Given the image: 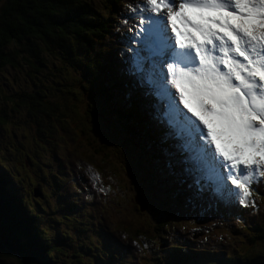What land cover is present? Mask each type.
I'll list each match as a JSON object with an SVG mask.
<instances>
[{"label": "rangeland", "instance_id": "1", "mask_svg": "<svg viewBox=\"0 0 264 264\" xmlns=\"http://www.w3.org/2000/svg\"><path fill=\"white\" fill-rule=\"evenodd\" d=\"M2 2L3 0H0V4ZM83 3L90 8L99 9L100 7L99 0H83ZM136 3L141 5L139 0ZM166 9L171 11L167 7ZM45 62L46 64L37 72L18 67L16 70L9 66H5L0 72V117L3 119L0 124V164L9 175V186L27 199L29 203L24 200L29 208L35 205L39 209L46 208L42 215L44 219L54 216L65 217L66 214L59 215V213L65 211L67 201L69 203L76 199L82 200L79 189L84 183L75 174L83 175L84 163L88 161L80 155L79 149L84 150L94 159L100 156L101 161L97 160V162L100 165L103 164L105 177L111 176L110 186L106 189V198L109 203L103 194L100 202H104V205H99L95 200V204L91 203L87 206L89 213L81 217L84 219H80L83 226L87 228L86 234L82 237L91 239L93 245L97 244L94 240H98L96 230L101 226L100 223L120 238L117 228L121 227L118 223L121 220L116 214L124 218L128 215V220H126L128 226L147 227L148 238L143 246L146 255L151 249L152 241L157 245L165 241L167 245L176 246V241L182 239L181 235L188 236L187 232L191 231L192 225L206 230L207 225L220 215L222 207L229 210L236 207L235 200L226 201L219 198L213 191L214 185H211L210 189L201 186L203 193L196 196L195 202L190 205L184 198V194L192 193V186L188 184L192 178H201L198 171L202 169L191 148H188L187 155L190 160L195 159V166H198V169L193 167V173L187 170L180 174L191 177L187 181V187L181 183L179 174H170L166 163L155 159L144 145L140 146L132 138H127L130 137L129 135L122 137L121 124L115 119L111 110L107 113L99 112L103 106L98 101H86L75 85L77 72L68 67L60 69L50 55L45 56ZM126 67L129 68V65ZM36 90L48 100L60 102L63 115L53 113L50 116H32L24 107L19 106L20 104H14V101H19L20 93H31ZM154 96L159 104L158 109L166 107V112H168L167 100L157 93H154ZM161 103L164 106H161ZM105 109L107 110L108 107ZM23 161L26 166L22 165ZM132 162L136 170L142 173L146 180H150L148 184L144 183V186L136 184L135 187L142 191L151 209V216L147 212L139 213L132 199L131 188L134 186L130 181L139 180L140 177V174L128 165ZM57 169L61 171L56 172ZM56 174L63 177L58 179ZM162 175L164 179L161 178ZM56 180L58 184L54 185ZM165 180L169 183L162 188L161 184ZM33 184L34 186L39 184L41 188L39 195L35 198L31 196V185ZM85 186L87 189H93L88 179L85 181ZM121 190L123 193L120 202L115 205V200L119 199ZM198 210L204 211V219L199 218ZM131 213L134 215L132 216ZM63 222L56 224L58 234H63L64 231L70 232L71 222ZM229 224L233 226L231 222ZM234 229L236 231L238 227ZM221 231L222 227L218 226V233ZM72 237L77 239L76 232ZM209 237H213V234ZM120 239L126 241V239ZM195 243L200 246L201 244H215V241L209 242L204 238H199ZM234 243L236 247L237 239ZM124 245H118L117 250L123 254H129ZM232 249L230 248L231 251ZM233 252L245 257L255 256L254 261H256L264 255V242L262 243L261 240L252 244L240 253L235 250ZM155 254L168 259V255L157 248ZM15 260L16 258H4L7 264H16ZM140 263H144L143 259ZM145 264L150 263L146 261Z\"/></svg>", "mask_w": 264, "mask_h": 264}, {"label": "snow or ice", "instance_id": "2", "mask_svg": "<svg viewBox=\"0 0 264 264\" xmlns=\"http://www.w3.org/2000/svg\"><path fill=\"white\" fill-rule=\"evenodd\" d=\"M137 12L132 73L167 100L214 193L255 207L245 197L264 179V0H146Z\"/></svg>", "mask_w": 264, "mask_h": 264}, {"label": "trees", "instance_id": "3", "mask_svg": "<svg viewBox=\"0 0 264 264\" xmlns=\"http://www.w3.org/2000/svg\"><path fill=\"white\" fill-rule=\"evenodd\" d=\"M99 2L103 13L86 6L83 0H3L0 72L5 66L37 72L46 64L45 56L50 55L60 69L68 67L78 73L75 85L86 101L92 98L108 101L130 136L151 138L153 142L144 143L155 145L154 136L159 129L146 114L148 107L142 106L135 96L130 97L132 89L128 79L124 80L126 74L114 61L116 38L109 18L120 12L127 0ZM19 98L14 104H20L32 116L63 115L60 102L48 100L37 90L22 92ZM81 154L93 161L83 150ZM8 176L0 164V264H7L4 258H16V264H23L24 247L33 240L29 234L31 219L23 216L17 193L8 185ZM36 254L40 255L41 251ZM248 260L253 261L251 257Z\"/></svg>", "mask_w": 264, "mask_h": 264}, {"label": "flooded vegetation", "instance_id": "4", "mask_svg": "<svg viewBox=\"0 0 264 264\" xmlns=\"http://www.w3.org/2000/svg\"><path fill=\"white\" fill-rule=\"evenodd\" d=\"M49 242V240H48ZM63 242V241H62ZM70 247H83V244H80L83 242V240H68L67 241ZM78 244H74V243ZM50 248L49 255H40L44 261L41 263L39 260L37 261L36 264H106V261L102 258V256L99 255H82V254H76L79 250L77 249H71L70 252L71 254L68 255H58V253H63V245H60L59 247L55 248L51 245H48ZM41 251H44L43 248H41ZM70 258L68 262L63 261L64 258ZM26 264H30L29 261L24 260ZM21 264V262H20Z\"/></svg>", "mask_w": 264, "mask_h": 264}, {"label": "water", "instance_id": "5", "mask_svg": "<svg viewBox=\"0 0 264 264\" xmlns=\"http://www.w3.org/2000/svg\"><path fill=\"white\" fill-rule=\"evenodd\" d=\"M34 195V194H33ZM35 195H37V193H35ZM34 195V196H35ZM254 264H264V260L262 262H259V263H254Z\"/></svg>", "mask_w": 264, "mask_h": 264}]
</instances>
